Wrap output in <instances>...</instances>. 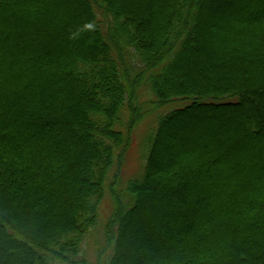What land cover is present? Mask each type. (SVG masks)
Here are the masks:
<instances>
[{"label":"trees","instance_id":"obj_1","mask_svg":"<svg viewBox=\"0 0 264 264\" xmlns=\"http://www.w3.org/2000/svg\"><path fill=\"white\" fill-rule=\"evenodd\" d=\"M108 188L96 264H264V0H0V264H90Z\"/></svg>","mask_w":264,"mask_h":264},{"label":"rangeland","instance_id":"obj_2","mask_svg":"<svg viewBox=\"0 0 264 264\" xmlns=\"http://www.w3.org/2000/svg\"><path fill=\"white\" fill-rule=\"evenodd\" d=\"M104 22V26L107 28V20L102 18ZM195 49L198 50L199 45L194 44ZM197 53V51H195ZM128 54V53H127ZM128 71V75L130 78L139 75L141 71H143L144 66L139 60V58L135 55H127L126 63H125ZM137 95V100H135L136 106L140 108L138 122L134 125L135 133H133L132 141L130 144V149L128 153H126V161L125 165L122 166L119 176V188L122 192L124 190L126 182L128 178L135 177L136 175H140L142 172V168L145 163V153L146 150L144 148V138L146 134L151 133V131L155 128V124L158 122V118L162 113L169 111L170 109L179 106L180 104H171L168 106H164L162 108L154 107V96L150 93L146 82L142 81L140 78V83L136 86L135 90V98ZM117 173V171H116ZM114 177V175H113ZM110 185V184H109ZM110 192V189H107L106 196L102 202V206L100 209V217L98 219V223L95 227L91 229L87 237L82 243V256L85 257L89 263L96 264V256L98 251L103 248L106 241V224L109 220L111 211L114 207V197ZM116 198V197H115ZM125 198V197H124ZM134 223V222H133ZM136 225V224H135ZM136 226H129L128 230L135 229ZM112 248L109 247L105 252V258L108 259L112 254ZM124 261V260H123ZM96 262V263H95Z\"/></svg>","mask_w":264,"mask_h":264}]
</instances>
